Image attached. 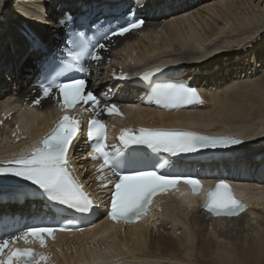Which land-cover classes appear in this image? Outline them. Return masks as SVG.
<instances>
[{"label":"bare ground","instance_id":"6f19581e","mask_svg":"<svg viewBox=\"0 0 264 264\" xmlns=\"http://www.w3.org/2000/svg\"><path fill=\"white\" fill-rule=\"evenodd\" d=\"M43 1L0 0V61H3L4 67L11 65L15 55V60L20 62L21 51L28 53L33 46H47L53 31L60 36L56 46L67 44L65 25L60 22L80 14L79 11H68L67 6L85 7L89 0H49L48 4ZM189 1L194 9L190 8ZM201 1L139 0V4L137 0L116 1L129 8L130 13L138 11L140 17L146 18L142 30L145 32L141 37V31H136L106 39L104 27L102 40L92 47V54H98L102 59H92L87 65L92 75L91 88L102 93L100 108L115 104L120 109V98L114 93L117 86H111L107 81L110 72L119 75L120 69L127 71L131 64L135 67L128 71L138 72L152 65L184 62L190 75L201 79L199 84L205 92L206 101L200 110H193L184 117L189 121H176L171 117L172 121L164 125L229 134L248 141H264V32L255 39L250 36L256 26L264 25V0ZM162 5H166L165 10H162ZM150 7L147 13L145 8L149 10ZM161 13L173 15V19ZM204 14L214 19L215 28L203 20L206 17ZM195 19L200 20L199 29L209 28L206 37L193 27L191 22ZM41 25L48 26L51 32L41 29ZM163 30L164 36L161 35ZM226 30L234 32L230 33L233 34L230 38L234 35L238 37L235 44L225 43L223 47L221 39ZM245 32L248 37L241 38ZM37 41L41 43L35 45ZM56 41L53 39L51 42ZM100 44L105 47L100 48ZM212 46L215 48L209 50ZM207 47L208 52L201 51ZM136 51L140 52L137 56ZM247 56H251L252 61L245 60L240 70L227 69L237 73V76L226 80L224 65L234 61L238 65L240 59ZM37 59L36 53L24 64L22 72L18 69L21 76L13 82V86L9 83L0 85V156L4 158L17 155L24 150V146L45 135L52 120L62 115V110L55 108L59 101L58 92L44 97L42 89L34 81ZM120 65L124 68H118ZM140 102L123 110V113L142 111L151 118L152 112L143 110ZM93 115L103 120L111 116L105 111L99 115L93 112ZM166 118L162 116V119ZM248 146L241 150L251 152L246 149ZM252 148L264 151V145ZM85 155L89 158L87 153ZM82 165L84 171L81 176H86L87 169L90 173L92 168L94 173H91V178L98 180L94 162L89 160ZM261 184L264 186V182ZM236 187L250 206L246 214L237 218L210 219L208 214L198 209L199 198L179 188L159 202L140 224H115L107 233L97 234V229L109 224L106 223L84 234L47 240L45 250L53 257L50 264H61L57 257H63L72 264H80L82 257L100 260V264H264V187L260 184L248 188ZM173 202L178 204L177 208ZM236 243V251L230 252L228 244Z\"/></svg>","mask_w":264,"mask_h":264},{"label":"snow or ice","instance_id":"6c2138e0","mask_svg":"<svg viewBox=\"0 0 264 264\" xmlns=\"http://www.w3.org/2000/svg\"><path fill=\"white\" fill-rule=\"evenodd\" d=\"M137 3L139 4V0ZM144 24L143 18L136 17L134 12L129 13L113 22L114 26L105 34V38L124 36L141 29ZM99 47L103 48L105 45L100 44ZM72 58L76 59V57ZM91 59L100 61L102 58L98 54H93ZM154 74L145 73L143 79L149 80ZM54 90L62 96L60 107L68 111L82 104L89 105L96 115L101 111L109 115H122L115 104L100 108V100L97 96L90 90L86 91L84 79L67 77L65 82L42 85L44 97L53 95ZM156 92L172 105L203 102L199 92L191 87L157 84ZM36 103L39 104L40 100L37 99ZM88 129L96 153L92 159L103 160L98 171L103 173L105 169H109L118 177L113 183L114 191L111 195L109 211V218L115 223H138L148 216L155 197L177 191L181 183L190 186L193 195H200L204 191L202 181L191 177H173L148 170L137 171L135 174H121L116 171L119 165L114 162L108 150L107 126L98 119H92L89 121ZM79 132V119L64 115L50 134L43 139L42 146L34 147L27 156H21L14 161H8L6 166H0V175L22 178L43 190V194H46L50 201L82 214L90 213L95 207V202L85 191L84 185L74 177V170L70 167V148ZM119 141L125 147L143 145L153 150L174 154L193 153L202 148H226L242 143L241 140L231 137H211L191 131L148 128H140L138 132L129 128L122 129ZM99 179L102 185L107 187L104 183L107 177L102 175ZM182 195L186 194L182 193ZM205 210L217 218L238 217L247 210V206L235 197L234 190L227 182L221 181L214 189L208 190ZM66 230L36 226L26 229L19 235L0 240V264H49L51 257L46 252L36 251L32 247L19 248L15 245L18 241H23L26 245L38 242L41 249H47V239L54 240L57 231Z\"/></svg>","mask_w":264,"mask_h":264},{"label":"rangeland","instance_id":"374dc122","mask_svg":"<svg viewBox=\"0 0 264 264\" xmlns=\"http://www.w3.org/2000/svg\"><path fill=\"white\" fill-rule=\"evenodd\" d=\"M34 1V0H33ZM196 1V3H199V2H202L201 0H195ZM43 2H46L47 4L49 3V0H45V1H43ZM183 2H186V1H183ZM182 1L180 2V3H183ZM205 2V1H204ZM189 3H190V8L192 7V3L189 1ZM189 5V4H188ZM206 5V4H205ZM166 5H162V10H165V7ZM185 6H187V5H185ZM194 6V5H193ZM195 7V6H194ZM194 7H192V9H194ZM181 11H182V9H181ZM189 11V10H188ZM193 11H191V12H188L187 13V15L189 14V13H192ZM242 12H244V10L242 11ZM245 14H246V12H244ZM205 15V14H204ZM206 16V15H205ZM172 17H170L169 19H171ZM201 18V17H200ZM173 19V18H172ZM196 20V19H195ZM195 20H193L191 23H192V25H193V27L196 29H199L200 28V26H199V22H200V20L199 19H197L196 21ZM203 20H205L206 22H208V23H210L211 25H212V27L213 28H215L216 27V22L214 23V19L213 18H211V17H208V16H206L205 17V19H203ZM213 23V24H212ZM45 26V25H44ZM254 27V26H253ZM256 28V30H254L252 33H251V38H257L258 36H259V34H261L262 32H264V25H260L259 27L258 26H256L255 27ZM41 29H44V27L41 25ZM208 29V30H207ZM34 30H36V29H34ZM207 31H209V28L207 27V28H204V29H199V32L202 34V36H207V34H205V33H207ZM256 31V32H255ZM163 34H161L162 36H164V34H165V31L163 30V32H162ZM230 33H234V32H231V30L229 31V30H226V34H225V36L223 37V39H221L222 40V44H223V47H224V45H225V43H227V44H235L234 42H236V40L235 39H231L230 37H231V35H233V34H230ZM255 34V35H254ZM161 36V37H162ZM160 37V36H159ZM160 37V38H161ZM233 37H235V35L233 36ZM237 37H238V35H237ZM243 37H248V35H247V32H245L244 33V36ZM162 40V39H161ZM218 42V41H217ZM214 44H216V43H214ZM245 44V43H244ZM244 44H242V45H244ZM234 47V46H233ZM210 48V47H209ZM242 49H240L239 51H241ZM202 52H208V47L206 48V49H203V50H201ZM140 54V52H137L136 51V56L137 55H139ZM223 54H225V53H223ZM249 57H251V56H247L245 59L243 58V59H240V62L238 63V65L236 64H234L235 63V61L234 62H229L228 64H225L224 66H225V72H224V74L226 75V80L227 79H234L233 78V76H237V73H235V72H232L234 69H238V70H240V69H242V67L241 66H244V65H242V64H244L245 62V60L246 61H252V59L250 60V58ZM119 60H121V59H119ZM236 62H238V61H236ZM231 64H234V65H231ZM247 65V64H246ZM116 66V65H115ZM120 66H122V65H120ZM227 66V67H226ZM227 69H232V74L230 75V71L229 70H227ZM248 69H249V67H248ZM238 70H236V71H238ZM244 71H247V69L246 70H244ZM247 150H250V151H256V150H254L252 147H250V146H248L247 148H246ZM257 151H259V152H263V151H260V150H257ZM85 165V164H84ZM86 166V165H85ZM84 166V167H85ZM92 169V168H91ZM91 169H90V173L87 171V173H86V176H90V175H92L91 173H94V172H92L91 171ZM94 175V174H93ZM92 176H90V178H91ZM264 191V190H263ZM236 245H237V243L236 244H228V247H229V251L230 252H234V251H236Z\"/></svg>","mask_w":264,"mask_h":264}]
</instances>
